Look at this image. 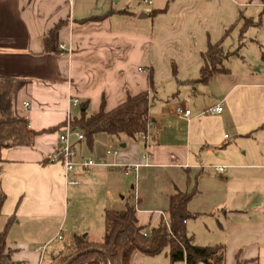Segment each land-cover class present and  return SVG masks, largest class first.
<instances>
[{"label":"crops","instance_id":"1","mask_svg":"<svg viewBox=\"0 0 264 264\" xmlns=\"http://www.w3.org/2000/svg\"><path fill=\"white\" fill-rule=\"evenodd\" d=\"M151 1L0 0V78L11 81L6 99L14 115L39 133L31 147L0 152L5 195L0 230L14 216L5 264H61L75 236L100 242L103 211L122 210L128 200L138 225H155L158 213L167 217L169 198L177 192L191 193L187 210L216 226L224 264H264V5L260 0ZM248 20L255 24L242 30ZM59 24L46 52L43 41ZM221 39L230 54L226 71L197 82L201 54ZM145 92L150 98L145 139L97 134L92 147L85 140L76 145L81 157L138 164L137 172L96 167L70 175L79 185H67L61 165L50 162L65 123L83 111L95 115L102 105L111 111ZM218 103L220 115L205 114ZM178 106L189 110L187 118L175 114ZM108 148L118 149L117 157L107 156ZM222 166L221 173L202 169ZM152 171L165 176L166 188L157 194L167 201L166 211L140 199ZM191 177L195 182L188 191ZM91 189L93 230H65L68 208ZM195 198L202 210L191 209ZM155 257L134 252L131 264H159L149 259ZM163 258L170 264L167 254Z\"/></svg>","mask_w":264,"mask_h":264},{"label":"trees","instance_id":"2","mask_svg":"<svg viewBox=\"0 0 264 264\" xmlns=\"http://www.w3.org/2000/svg\"><path fill=\"white\" fill-rule=\"evenodd\" d=\"M264 5V0H260ZM255 24L245 21L242 30ZM62 24L57 25L44 39V49L51 52L55 35ZM228 31L225 33L226 36ZM224 38V37H223ZM222 39L216 44H210L201 54V69L197 82L206 83L216 74L223 73V63L230 56L222 46ZM9 80L0 78V152L15 147H31L39 133L29 128L28 122L16 117L10 102L6 99ZM150 98L148 93L128 96L127 99L111 111H105L102 105L95 115H87L83 111L78 119L71 121L73 127L79 128L88 147H92L97 134H105L111 138L126 137L137 141L145 135L150 123L148 110ZM86 105H83V109ZM49 132V131H48ZM192 198L189 192H177L169 198L167 224L162 217L153 225L149 233L145 231L150 225H138L135 215V205L126 201L122 210L106 209L103 211L105 232L98 243L90 242L86 236H75L70 252L64 257V264L73 255H80L70 264H131V256L138 252L146 257H155L166 251L170 264H224L225 246H197L191 235L187 234L185 223L198 214L190 213L187 205ZM5 195L0 190V215ZM14 221V216L7 217L0 230V264L4 262V250L7 233ZM240 264V262H237Z\"/></svg>","mask_w":264,"mask_h":264},{"label":"rangeland","instance_id":"3","mask_svg":"<svg viewBox=\"0 0 264 264\" xmlns=\"http://www.w3.org/2000/svg\"><path fill=\"white\" fill-rule=\"evenodd\" d=\"M139 176L137 177L138 182H139ZM191 178L192 179L188 191H191L195 182L194 177ZM132 185L137 186V182L133 181ZM163 188H166V180L164 174L162 173V171H156V172L152 171L150 173L149 180L146 181L145 183H142V189L144 192L143 195L140 197V199L144 200V202L151 207L161 208V210L166 211L167 201L160 194H157V192H159L160 189ZM199 201L200 198H195L193 201H191L190 206L192 210L197 211L201 208ZM93 202H94L93 189H91V191L88 192L87 194L84 193L83 195H81L79 199L76 202H74L72 206L68 208V214L67 216L65 215V218L63 220L64 221L63 225L66 228L65 230H67V228L70 227L75 228L76 226L79 228V230H87L84 232H89V230L92 231L93 225L97 223V221H95L94 219V216L96 214H94L95 211H94ZM209 221L210 220L206 216H202V215H198L196 218L188 219L186 221L185 228L187 234L194 237L193 239L196 244L202 246H212L213 244L219 243L220 240L219 232L216 229V226L215 227L210 226ZM149 225L151 227L154 224H149ZM164 254H167V252L164 251L155 258H149V259H156V261H158L159 264H165V262H163ZM175 264H182V262H177Z\"/></svg>","mask_w":264,"mask_h":264},{"label":"built area","instance_id":"4","mask_svg":"<svg viewBox=\"0 0 264 264\" xmlns=\"http://www.w3.org/2000/svg\"><path fill=\"white\" fill-rule=\"evenodd\" d=\"M144 5H151V0H140ZM59 51L64 52L65 48L63 46H59ZM261 67L264 70V59L261 61ZM73 105L78 104L77 99L72 100ZM25 106H28V104H25ZM222 103H218L215 106L208 107L205 110V114L208 115H220L222 113ZM175 114L181 117L187 118L190 114L188 109H184L180 106L175 108ZM142 138L145 139V135H142ZM84 140L83 134L79 128L73 127L71 124V121H67L63 128L61 129L60 133L57 137V146L54 149V152L52 153L50 157V162L53 163H59L63 169L66 183L67 185L71 186H77L79 185V182L75 179H72L70 175H74L76 172L80 173H89L93 168L96 167H116L120 166L122 168V171L125 175L130 174L131 172L136 173L140 165L138 164H103L100 162H97L92 157H81L78 155L76 145ZM105 154L110 157H117L118 155V149L116 148H108L105 151ZM147 159V156H145ZM203 170L212 169L216 173H221L225 170V167H203ZM160 217L163 218V220L167 224V217L164 216L163 213H158ZM152 227V226H151ZM151 227H149L145 233H149ZM58 239H60V236H58Z\"/></svg>","mask_w":264,"mask_h":264},{"label":"water","instance_id":"5","mask_svg":"<svg viewBox=\"0 0 264 264\" xmlns=\"http://www.w3.org/2000/svg\"><path fill=\"white\" fill-rule=\"evenodd\" d=\"M89 252L88 251H83V252H80V253H77L75 255H73L72 257H70L64 264H70L73 260H75L77 257H79L80 255H83L85 253Z\"/></svg>","mask_w":264,"mask_h":264}]
</instances>
